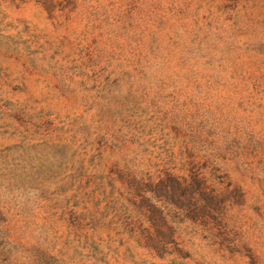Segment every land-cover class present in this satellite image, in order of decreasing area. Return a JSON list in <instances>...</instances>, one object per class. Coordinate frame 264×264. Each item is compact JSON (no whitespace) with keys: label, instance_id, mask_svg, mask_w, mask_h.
<instances>
[{"label":"rangeland","instance_id":"1","mask_svg":"<svg viewBox=\"0 0 264 264\" xmlns=\"http://www.w3.org/2000/svg\"><path fill=\"white\" fill-rule=\"evenodd\" d=\"M190 159L240 195L151 253L119 194ZM0 264H264V0H0Z\"/></svg>","mask_w":264,"mask_h":264},{"label":"trees","instance_id":"2","mask_svg":"<svg viewBox=\"0 0 264 264\" xmlns=\"http://www.w3.org/2000/svg\"><path fill=\"white\" fill-rule=\"evenodd\" d=\"M184 163L187 166L180 174L172 167L162 166L153 176L127 181L119 194L126 205L148 222L136 242L151 253L172 247L178 249V242L174 240L177 225L186 220L212 225L213 219L224 218L226 206L240 195L238 185L218 167H203L193 159ZM150 227L157 231L166 228L169 237L148 235Z\"/></svg>","mask_w":264,"mask_h":264}]
</instances>
